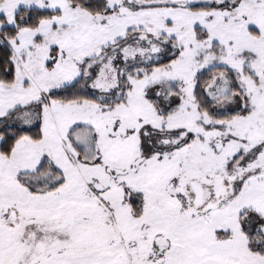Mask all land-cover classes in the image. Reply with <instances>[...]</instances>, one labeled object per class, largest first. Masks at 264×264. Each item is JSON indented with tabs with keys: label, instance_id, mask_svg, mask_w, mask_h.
<instances>
[{
	"label": "snow or ice",
	"instance_id": "1",
	"mask_svg": "<svg viewBox=\"0 0 264 264\" xmlns=\"http://www.w3.org/2000/svg\"><path fill=\"white\" fill-rule=\"evenodd\" d=\"M0 264H264V0H0Z\"/></svg>",
	"mask_w": 264,
	"mask_h": 264
}]
</instances>
